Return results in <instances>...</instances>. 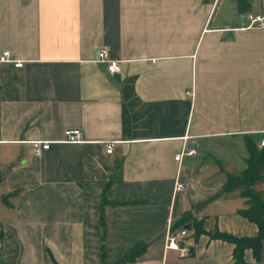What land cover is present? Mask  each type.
<instances>
[{"label":"crops","instance_id":"obj_1","mask_svg":"<svg viewBox=\"0 0 264 264\" xmlns=\"http://www.w3.org/2000/svg\"><path fill=\"white\" fill-rule=\"evenodd\" d=\"M237 14L233 0H0V52L22 62L0 63V264H113L136 242L116 264H264L208 236L257 232L242 187L222 191L245 137L264 139V29L231 28ZM260 14L251 0L245 23ZM73 129L81 141H62ZM251 187L264 199V167ZM184 212L204 233L171 228L181 255L164 234Z\"/></svg>","mask_w":264,"mask_h":264},{"label":"trees","instance_id":"obj_2","mask_svg":"<svg viewBox=\"0 0 264 264\" xmlns=\"http://www.w3.org/2000/svg\"><path fill=\"white\" fill-rule=\"evenodd\" d=\"M238 14H245L250 11L251 0H233ZM245 147L247 150V158L245 159V167L237 175L228 174L225 182L222 185V191H231L237 187H242L240 191L241 196L248 199V207L239 211L238 213L246 218L248 221L253 222L257 227V232L254 236H233L218 231L208 233L210 238H218L228 241L234 245L233 255L236 263H241L242 252L244 249H250L255 259H258L260 254L264 253V199L251 185L260 178V171L264 167V140L261 146L252 137H245ZM190 223L193 233L198 235L204 233L199 226V222L195 221L188 212L171 224V228L187 227ZM146 247L144 242H136L125 250L122 257L116 263L134 260L140 255Z\"/></svg>","mask_w":264,"mask_h":264},{"label":"built area","instance_id":"obj_3","mask_svg":"<svg viewBox=\"0 0 264 264\" xmlns=\"http://www.w3.org/2000/svg\"><path fill=\"white\" fill-rule=\"evenodd\" d=\"M247 20H248L247 23L244 22L243 24H240V28L258 27L264 29L263 14L248 16ZM96 61L100 63H105L106 69L110 74L119 72V60L109 58L108 51L105 47H99L96 50ZM3 62L11 63L14 67H20L22 65V62L13 59L11 53L6 50L0 52V63ZM63 136L64 137L62 141L64 142L78 143L81 141V134L77 129L65 130L63 132ZM113 143L114 142L111 141L105 144L106 153H110ZM29 144L32 147L33 154L37 155L41 150H44L48 147L49 142L46 140H31L29 141ZM262 144H263V140L260 141L259 146H261ZM193 153H194L193 149L182 147L180 151H178L174 155V160L179 161L183 155L189 156L192 155ZM182 189H183L182 184L175 181L172 187V192H176ZM185 234H186L185 228H180L174 231L171 229V227H169L168 224L164 234V249L177 250L181 253V255H186L188 252L187 246L179 245L180 239L183 238Z\"/></svg>","mask_w":264,"mask_h":264},{"label":"water","instance_id":"obj_4","mask_svg":"<svg viewBox=\"0 0 264 264\" xmlns=\"http://www.w3.org/2000/svg\"><path fill=\"white\" fill-rule=\"evenodd\" d=\"M245 22V18H244V15L243 14H237L234 21L231 23V28H234V27H237L239 26L240 24H243ZM193 147V145L191 146ZM189 227V226H187ZM191 251V248H189V252Z\"/></svg>","mask_w":264,"mask_h":264},{"label":"rangeland","instance_id":"obj_5","mask_svg":"<svg viewBox=\"0 0 264 264\" xmlns=\"http://www.w3.org/2000/svg\"><path fill=\"white\" fill-rule=\"evenodd\" d=\"M259 4V3H258ZM262 140H264V139H262Z\"/></svg>","mask_w":264,"mask_h":264}]
</instances>
